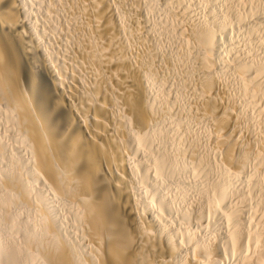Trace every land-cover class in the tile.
Returning <instances> with one entry per match:
<instances>
[{
    "label": "bare ground",
    "instance_id": "1",
    "mask_svg": "<svg viewBox=\"0 0 264 264\" xmlns=\"http://www.w3.org/2000/svg\"><path fill=\"white\" fill-rule=\"evenodd\" d=\"M145 1L0 0V264H264V56L255 61L258 55H245L242 47L237 49L244 55L237 49L234 57L226 55L233 59L226 67L235 74L229 84H235L236 94L226 84L230 74L220 71L227 74L224 83L218 73L225 65L216 66L227 58H220L223 38L230 40L238 26L229 27L231 19L237 23L248 15L236 13L247 0H236V10L225 2L230 5L222 7L224 13L208 4V15L199 13L202 19L197 13L187 17L189 6L185 12L171 9L180 0L167 1L165 7L185 16L186 23L173 29L178 22L166 15L171 31L180 28L181 36L173 34L183 47L174 46L184 59H173L172 53L163 58L184 62L182 82L193 95L191 100L179 94L192 101L185 98L189 107L183 108L180 100L181 110L179 98L172 100L178 94L165 97L174 102L172 111L163 101L157 104L166 88L162 95L155 88H169L182 72L169 79L164 61L160 75L166 73V83L155 66L161 50L137 53L147 42L138 38L141 30L152 21L143 19L150 0ZM259 2L264 8V0ZM127 6L139 35L119 10ZM262 9L249 10L256 20ZM165 30L169 38L171 31ZM132 33L145 42L139 48L130 42L137 43L135 35L129 39ZM254 33L256 40L263 35ZM57 42L62 50L55 49ZM172 61L171 68L177 63ZM240 99L256 114L247 117ZM189 120L210 130L211 146L192 134ZM180 174L197 180L193 189L187 187L198 196L191 207L176 206L171 195ZM187 192L182 198L192 194Z\"/></svg>",
    "mask_w": 264,
    "mask_h": 264
},
{
    "label": "rangeland",
    "instance_id": "2",
    "mask_svg": "<svg viewBox=\"0 0 264 264\" xmlns=\"http://www.w3.org/2000/svg\"><path fill=\"white\" fill-rule=\"evenodd\" d=\"M146 1H147V0H146ZM146 1H145V2H146ZM153 1H154V0H152V1H151V0H150V1H147L148 3H146V5H144V7L146 6V7L149 9V10H148L149 13H148V11H146L147 8H145V11L147 12V13L145 12V14H147V16L144 15L143 19L146 20V19L149 18L150 21H151V20H152V21L149 22V20H148L149 24H148V22H147L148 27L146 28L145 31H144V30H143V31L141 30V34H142V32H143V34H144L145 32H147V30H148V32H149V27L151 28L150 25L153 24V25H152V26H154V28L152 27L153 29H155V27L159 25V26H158L159 28L156 27V29H155L156 31L153 30V29H152V30L150 29V31H152V33H151V32H150L151 34H150V33H146V34H149V35H148L149 37H151L152 34H153V31H155L154 34H153V35H155V36L152 37V38H150V39H153V40H152V41H151V40L149 41L151 44L148 42V40H149V39H148V38H149L148 36H147V38H146V37H145V34H144V35H143V34H142V35H139L140 31H136V30H135V26H134V24L131 22V21H132V19H131L132 15L129 14V13H132L131 9H129L130 6L124 7V9H123V7H120V9H119V10L122 12L123 18H124V14H125V18H124L125 20H124V21H126V19H127V22H128L129 24H130V22H131L132 25H133L132 27H134V29L131 28V24L129 25V24L126 22V23L128 24L127 27H129L130 30H131L132 32L135 30L134 33L137 32V35L142 36V37H138V38H141V39L143 38V40H146V41H147L146 43H148V46H149V48H150V49H149L148 46L146 47L145 45H147V44H146L145 42H143V41H139V42H137V41H136V40H138V39H136L137 36H136L135 34L132 33L133 36H129V39H131L130 37H134V35H135V41L137 42V43L135 44V42H133V40H132V39H134V38H132V39L130 40V42H131L132 44L134 43V45L137 46V47L139 48L141 42L145 43L144 45H141V47L139 48V51H137L138 48H136L137 50L134 49L135 46L133 47L132 44L130 43V44H131V48H133V49H132V55H134V56L137 55V54H135V53H136L135 51H137V53L142 52L141 54H143V52L146 53V51L150 52V50H153V51H154V47L157 46L156 49H155V51L158 49V50H161L163 53L160 51V54H158V53H159L158 50H157L158 53H156L157 51H156V52H152V51H151V53H152L153 56L156 57V58H157L158 56H155V53H156V55L158 54L159 56H160V55H163V56L160 57V58H162V59L159 60L160 62H161L162 60H163V62H164V61L166 62L167 60L164 59L163 57H164V56H167V54H168V56H170L171 53H172V55H171L170 57H172L173 59L180 58V59L183 61L184 57L180 55V52H179V51H177V49L180 48V46H181V45L179 44L180 41H183L182 38L176 36L177 34H178V36H181V35H179V34H180V28H178V31H179V32H178L177 30H173L174 28L177 29V27H180V26H183V25H184V23H180V21L182 22V21H183V18L185 17L184 15H181V16L179 15V14H181L180 11H182L181 8L184 9V12H185V8H186V10H189V9L191 8L188 12L186 11L185 15L188 14V13L191 14V13H190L191 10L194 11V13L191 11L193 14H192V15H189V14H188L187 17H188V16H190V17H191V16L194 17L193 15H195V14L197 13L198 16H197V14H196L195 18H200V19H202V18H205V17H206V14L208 15V11H206V12H207V13H206V12H204V10H207V9L210 10V9H209L210 7H211V8H214V7H212V5H214L215 8L219 6L218 9H217V8H216V9L214 8V9H215V10H219L218 12H220V13H221V11H222V13H224L225 10H227V7L229 8V5H230V3H228V6H226L227 4H225V2L227 3V2L229 1V2L233 3L234 5L236 4V5L234 6V8L232 7L233 4H232L231 7H232L234 10L237 9L238 12L236 11V13H238V15H240V12H241V14L244 12V14H242V16H244L245 14H248V15H245V17H244L245 19H243V17H242V18H241V19H243L242 21H238V20H237V23H235V22H236V19H235V18L231 19V20H233V22L231 21L229 27H231V24H232V23H233V25H234V24H238V26H237V25H236V26H235V25H234V26L232 25L233 27H232L231 31L233 30V32L231 33V37H232V38L230 37V38H231L230 40H227L226 38H223V41H224L223 44L225 43V44L227 45V42H228L229 46H228V45L226 46L225 44H224V46H222V50H221V51H222V54H224V56H223L222 54H220V55H222V56H220V58H221V57H225L227 54L230 55L229 53H231V52H237L238 49L242 47L243 49L241 48L240 50H241L242 52H243V50H244V52H246V54H245V53H241V52L238 51V52L240 53V55H244V54H245V55H249V56L251 55V57H252V54H253V57H252V58H256V56L258 55L257 58L254 59L255 61H259L261 58L263 59L264 52H262V51H264V48H263V47H264V18H263V17H264V14H263V11H262V10H264V8H263L262 6L259 5V4H260L259 0H257V1L259 2V3L257 2V5H258L260 8H257V11H258V10L260 11V9L263 8V9L261 10V11H262L261 14H262L263 16L260 15V13H258L262 18L257 14V16H259V19L256 17V18H257L256 20L254 19V18H255L254 16H256V15H253L254 12H255V14H256V12H257V11H254V10H256V9H255V6H256V5L253 4V2L256 1V0H254V1L247 0V1H249L248 4H250V3L252 2L254 8H252L251 4H250L251 7H249V5H247V1H246V0H244V1H246V3H244V5L242 4V5H241L242 7L240 6L241 8L239 7V5H237V3H239V2L242 3V1H239V0H238L239 2H237L236 0H235V2H234L233 0H227V1H224V0L221 1V0H220L221 2H223L222 4H221V2H219V0H217V2H218L219 4H216V5L212 3V2H214L213 0H210L211 3H208V2H207L208 0H205V1H204V0H203V1H202V0H184V1H183V0H180V1L177 0V1L180 2V4H179V2H178V3L176 2L177 4H176L175 2H173L174 4H173V3L171 4V1H172V0L170 1L169 4H168L169 0H162V1L160 0L161 2L156 0L155 3H152ZM167 1H168V2H167ZM173 1H175V0H173ZM215 1H216V0H215ZM244 1H243V2H244ZM250 1H251V2H250ZM149 2H151L152 4L149 3ZM158 2H159V3H158ZM182 2H183L184 4H183ZM201 2H202V3H201ZM217 2H216V3H217ZM236 2H237V3H236ZM160 3H161V4H160ZM164 3H165V4H164ZM166 3L168 4V5H167L168 7H170V6L173 5L175 8H176V7L178 8V7L180 6V7H179L180 9L178 8L180 11L178 10L176 13H174V11H173V10H175L174 7L172 6L171 9L173 8V10H171L170 8L165 7V6H166ZM203 3H206L207 5H205V4L203 5ZM240 3H239V4H240ZM147 4H148V5L150 4V5H149L150 7H148ZM153 4H154V6H153ZM155 4H156V6H157L156 8H155ZM157 4H158V5H157ZM170 4H171V5H170ZM178 4H179V5H178ZM181 4H182V5H181ZM208 4H209V6H210V5H211V6L209 7ZM245 4L247 5V8H248V9L245 7V8H246V9H245L246 11H243V10H244V7H243V6H245ZM151 5H152V6H151ZM163 5H164V6H163ZM169 5H170V6H169ZM175 5H177V6H175ZM185 5H186V6H185ZM199 5H200V6H199ZM202 5H203V7H202ZM188 6H189L190 8H189ZM198 6H199V7H198ZM204 6H206V7L204 8ZM223 6H224V7L226 6V7L224 8ZM236 6L239 7V8H236ZM152 7H153L154 9H156V10L158 9L159 12H158V11H157V12H156V11H153V8H152ZM195 7H196V10H197V11L195 10ZM200 7H201L202 9H201ZM207 7H208V8H207ZM222 7H223L225 10H224ZM121 8H122V9H121ZM125 8H128L129 10H127V9H125ZM163 8H164V9L167 8V9H169L170 11H167V10H166V11H167V13H166L165 10H164ZM177 8H176V9H177ZM203 8H204V9H203ZM235 8H236V9H235ZM150 9H152V10H150ZM160 9H161V10L163 9V11H161ZM199 9H200V10H203L202 13H201V11H200ZM239 9H240V10H239ZM249 9H253V11H254V12H252L253 14H250L252 10L250 11ZM123 10H124V11L126 10V12L129 11V12H128L129 15H128L126 12H124ZM220 10H221V11H220ZM241 10H242V11H241ZM248 10L250 11L249 13H247ZM171 11H172L173 13H172ZM175 11H176V10H175ZM198 11H200V12H198ZM223 11H224V12H223ZM239 11H240V12H239ZM259 11H258V12H259ZM169 12L172 13L173 15L170 14ZM184 12H183L182 14H184ZM123 13H124V14H123ZM152 13H153V14H152ZM168 13H169V14H168ZM199 13L202 14V15H203V13H205V14H204L205 17H203L202 15L200 16ZM161 14H162V15H161ZM159 15H160V16H159ZM166 15L170 16L169 18H170L171 20H173L174 23H175V22H178V23H175V25H173V26H175V27H173V29H172L173 32L171 31V28H172L171 26H172V24H173V21H170L172 24H169V22H168L167 20H170V19H169L168 17H166ZM175 15H176V16H175ZM177 15H178V18H180V20L177 18ZM126 16H127V17H126ZM129 16H130V17H129ZM163 16H165V17H163ZM171 16H173V17H171ZM174 16H175V17H174ZM252 16H253V18H252ZM146 17H147V18H146ZM182 17H183V18H182ZM187 17L185 18V20L187 19ZM240 17H241V15H240ZM250 17H251V18H250ZM128 18L131 20L130 22H129ZM145 18H146V19H145ZM162 18H165V22H164V21H161ZM166 18H168V19H166ZM172 18H173V19H172ZM175 18H176V19H175ZM249 18H250V19H249ZM174 19H175V20H174ZM177 19H178V21H176ZM181 19H182V20H181ZM234 19H235V20H234ZM245 20H246L247 22L243 23ZM248 20H249V22H248ZM250 20H251V21H250ZM257 20H258L259 22H258ZM146 21H147V20H146ZM166 21H167L168 23H166ZM234 21H235V22H234ZM253 21H255V22H253ZM160 22H164V23H166V24L164 25V27H163V24H164V23L162 24V23H160ZM183 22L186 23V21H183ZM238 22H239V23H242L243 26L245 25V27H243L242 25H241V27H239V23H238ZM251 22H252V23H251ZM256 22H257V23H256ZM246 23H248V25H247ZM56 24H59V22L56 23ZM147 24H146V25H147ZM154 24H155V25L157 24V25L155 26ZM160 24L162 25V32L160 31V30H161V25H160ZM168 24H169V26H170L169 28H167ZM176 24H180V26H179V25H176ZM181 24H183V25H181ZM252 25H255L256 27H255V26L252 27ZM257 25H258V29H257ZM176 26H177V27H176ZM246 26H248V28H249V26L252 27V28L250 27L249 30H248V33H247V34H249V36H250V35L252 36L251 33H252L253 31H254L255 33L258 32V34L261 33V34H263V35H261V36H263V37H262V38H263V41H261L262 38H260V37H261L260 34H259V35L257 34V35H258V36H257V35L254 33V34L257 36V40H259V42H261V43H259V42L256 40V38H252L251 36H250V37H247L248 35L245 33V32H246L245 29H248V28H247ZM260 26H261L262 28H260ZM234 27H235V28H234ZM237 27L241 28V29H240L241 32H239V28H237ZM45 28H46V27H45ZM157 28H158V29H157ZM163 28H164V29H163ZM165 28H166L167 31H168V29H169V30L171 31V34H169V33H168L169 31L167 32V31L165 30ZM236 28H237L238 30H237ZM253 28L257 29L258 31H257V30H254ZM159 29H160V30H159ZM234 29H235L236 31H234ZM250 29H251V30L253 29V30L250 31ZM157 30H158V31H157ZM164 30H165V33L169 34V38L167 37L168 35L166 36V35L163 33ZM243 30H244V31H243ZM261 30H262V32H261ZM174 31H176V35L173 34V33H175ZM249 31H250L251 33H250ZM138 32H139V33H138ZM157 32H158V33H157ZM243 32H244V33H243ZM160 33H162V36H161ZM236 33H237V34H236ZM238 33H239V34H238ZM241 33H242V34H241ZM132 34H131V35H132ZM244 34L246 35L247 38H245V35H244ZM254 34H253V35H254ZM170 35H172V37H171ZM233 35H234V36H233ZM255 35H254L253 37H255ZM158 36H159V38H157ZM173 36H175V37H173ZM163 37H164V38H163ZM176 37H177V38H176ZM182 37H183V36H182ZM144 38H145V39H144ZM167 38H168L169 40H167ZM172 38H174V40H173ZM259 38H260V39H259ZM175 39H177V41L180 40L179 43H178ZM241 39H242V40H241ZM245 39H246V40H245ZM252 39H253V40L255 39L256 41H255V40L253 41ZM154 40H156V41H154ZM161 40H162V41H161ZM226 40H227V41H226ZM236 40H237V41H236ZM240 40H241V41H240ZM250 40H251V41H250ZM153 41L156 42V43H153ZM172 41H175V42H172ZM225 41H226V42H225ZM230 41H231V42L233 41V42L230 43ZM245 41H248V44H247V42H245ZM249 41H250V42H249ZM234 42H235V43H234ZM238 42H239V43H238ZM254 42H258V43L261 45V46H259L260 48H259L258 45H256V43H254ZM57 43H58V45H57V47H56V44H57ZM57 43H55V49L57 48V50H62V47H63V46H62L59 42H57ZM143 43H142V44H143ZM157 43H158V44H157ZM165 43H166V44H165ZM169 43H170V44H169ZM250 43L253 44V45H251ZM258 43H257V44H258ZM59 44H60V45H59ZM137 44H138L139 46H138ZM152 44H154V45H153V47L151 48ZM176 44H177V47L179 46L178 48L175 47ZM181 44L183 45V43H181ZM230 44H233V45H234V46H233L234 49L230 48L231 50H229V48H227V47H230V46L232 47V45H230ZM249 44H250V45H249ZM174 45H175V46H174ZM244 45H245V46H244ZM246 45H247V46H246ZM254 45H256V46H254ZM58 46H59V47H58ZM144 46H145V47H144ZM164 46H165V47H164ZM172 46H173V47H172ZM225 46H226V48H224ZM236 46H237V47H236ZM238 46H239V47H238ZM251 46L253 47V49H251ZM174 47H175V51H174V49H173ZM182 47H183V46H181L180 49H182ZM245 47H246V48H245ZM254 47H255V48H254ZM261 47H262V48H261ZM58 48H60V49H58ZM143 48H144V49H143ZM145 48L148 49V50H145ZM159 48H160V49H159ZM237 48H238V49H237ZM256 48H257L258 50H257ZM172 49H173L174 52H173V51L171 52ZM223 49H224V51H223ZM235 49H237V51H234ZM262 49H263V50H262ZM133 50H135V51H133ZM142 50H143V51H142ZM144 50H145V51H144ZM167 50H168V51H167ZM225 50H226V51H225ZM227 50H228V51H227ZM232 50H233V51H232ZM246 50H247L248 52H249L250 50H252V53H251V51H250L249 54H248V52H247ZM261 50H262V51H261ZM169 51H170V52H169ZM180 51H181V50H180ZM229 51H230V52H229ZM259 51H260V52H259ZM177 52H179V54H177ZM224 52H225V53H224ZM255 52H256V53H255ZM257 52H258V53H257ZM161 53H162V54H161ZM173 53H175V54H173ZM260 53H261V55H260ZM262 53H263V54H262ZM164 54H165V55H164ZM231 54H233L231 57H234L235 53H231ZM237 54H238V53H237ZM173 55H174V56H173ZM177 55H180L181 57H180V56H177ZM254 55H255V56H254ZM134 56H133V57H134ZM137 56H138V55H137ZM139 56H141V55L139 54ZM175 56H176V57H175ZM259 56H260V58H258ZM182 57H183V59H182ZM226 57H227L228 59L230 58V57H228V56H226ZM134 58H135V57H134ZM172 58H171V59L169 58V59L172 61ZM220 58H219V61H221ZM227 58H226V59H227ZM158 59H159V57H158ZM158 59H157V60H158ZM221 59H223L225 62H226V61L230 62V59H231V58H230L229 60H226V59H224V58H221ZM262 59H261V60H262ZM133 60L136 61V58L133 59ZM170 60H169V61H170ZM223 60H222V62H220V63H219V61L217 60L218 62H216V63H219V64H216V66L218 67V65H220V66L223 67V65H225V67H226V65H227L228 63H227V62L225 63ZM231 60H233V59H231ZM159 61H158V62H157V61L155 62V66H156V68L159 67L158 69H160L159 71L157 70L159 76L164 78V79H161V80H165L166 77H170L169 79H171V75H172V74H173L172 76H174V75L178 76L179 72H180V73L182 72V73L179 74V77H180L181 79H180L179 77L176 78V79H175V78L171 79V81H173V80H176V82L178 81L177 83H176L175 81H173L175 84L173 83V84L171 85L172 82H169V81H166V80H165L166 83L169 82V84H170V85H169V88H168V87H165V86H167V85H164V83H163L164 81L161 82V84H163L164 87H162V85L159 83V84L161 85V87H160V86H157V87H156V88H159V91L155 88L156 94H159V93L161 92V95H162V94L164 93V90H165V89L163 90V88H166V90H167L168 92L171 90L172 93H173L174 95H173V94L170 95V94H171V91H170L169 95L166 94L167 91L165 90L166 92L163 94V95H164V98H163V97L161 98L160 94H159V96L156 95V96H157V104L160 105V102L163 101V104H165V105L167 104L168 106H167V105H166V106H162L163 104H161V106L169 109V108H172V105H170V103L173 104L174 102H176V101H177L176 99H177V97H178L179 99H178L177 103H179V104L176 105V106H177L176 108H178V106L181 105V104H180V103H181L180 100L183 102V105H181V107H182V106H183V108H187V106L189 107V103H186V102H189V101H190V103H191V102H192L191 100H193V95H192V93H190V91L188 90V86H187V85L185 86V84H187V83H186V82L183 83V82H184V80H183L184 78H185V81H186V77H184V75H185V72H184L185 68H182V67L185 66L184 62L182 63V61H181V62H178L177 60H174V63H175V61L178 63V66H177V63L174 64L173 61H172V63L174 64L173 66L175 67V65H176V67H177L176 70L179 69L178 72L175 70V68H174L173 66H172L173 68L170 67V65H171V64H170L171 61H170V63H169V61L166 62V65H165V68H164V69H165V72H166L167 74H166V73H165V74L168 75V73H169V75L166 76V77H164L163 75H165V74H161V75H160V72L164 73V71H163V70H164V69H163V64H165V62H164V63H163V62L160 63ZM179 61H180V60H179ZM223 62H224V63H223ZM156 63H157V65H156ZM159 63H160L162 66H161ZM168 63H169V65H167ZM221 64H222V65H221ZM158 65H159V66H158ZM179 65H180V66H181V65H184V66H181V67H180ZM166 66H167V68L170 67L171 70L167 69ZM168 66H169V67H168ZM227 66H228V65H227ZM160 67H162V68H160ZM178 67H179V68H178ZM217 67H216V69L218 70ZM225 67H223L224 69L221 68V67H219V68H221V70L219 69V70H218L219 72H218V71H217V72H218L219 74H220V71H221V72H223V71H226V72H227L228 67H226L227 69H226ZM180 68H181V69H184V70H180ZM162 69H163V70H162ZM172 69H174V70L172 71ZM225 69H226V70H225ZM222 70H223V71H222ZM167 71H170L171 73H170V72H167ZM175 71H176V72H175ZM229 71L231 72L230 69H229ZM229 71H228L227 73L230 74ZM174 72H175V73H174ZM183 73H184V74H183ZM222 74H226V73H222ZM222 74H220V75H221L220 77H222V79H223V81H224V83H225L226 80L223 78L224 75L222 76ZM231 74L235 75L234 73H231ZM231 74H230V76L228 75V76L226 77V78H227L226 84H227V82H228L227 85H229L230 88H232V86H233L232 94H233V93L236 94V92L234 91V89H235V88H234V87H235V84L232 85V84H233L232 82H234V81L236 80V77L234 76V78L232 79ZM181 75H182L183 77H181ZM226 75H227V74H226ZM226 75H225V76H226ZM176 76H174V77H176ZM225 76H224V77H225ZM228 77H230L231 80H233V81H230V78H228ZM167 79H168V78H167ZM169 79H168V80H169ZM228 79H229V81H228ZM234 79H235V80H234ZM180 80H181V81H180ZM182 81H183V82H182ZM179 82H180V83H179ZM181 82H182V84L185 86V88H183V85L181 84ZM229 82H231L232 84L230 85ZM166 83H165V84H166ZM235 83H236V82H235ZM177 84H179V85H177ZM175 85H176V87L179 86L178 88H180V87L182 86V88H181L182 90H184L185 92H187V90H188L189 92H188V93H185V92H183V91L181 90V91L183 92V93H182L181 91H178V89L174 87ZM171 86H173L174 88H172ZM170 87H171V88H170ZM186 87H187V89H186ZM161 89H162V91H160ZM172 89H173V90H172ZM175 89H176L177 91H176ZM185 89H186V90H185ZM174 90H175L176 92H173ZM233 91H234V92H233ZM162 92H163V93H162ZM168 92H167V93H168ZM178 92H179V93H178ZM180 93H181V94H180ZM165 94H166V95H165ZM176 94H178V96H176L175 99H172V97L170 98V96H173V98H174V96H175ZM179 94H180V95H183V94L186 95V94H187L186 96H189V95H190L189 97H191L192 99L189 98V97H186L185 95L182 96V98H181V96H180ZM179 96H180V97H179ZM165 97H167V99H169V100L172 99L173 101H174V100H175V101H174V102H170V101L167 100ZM168 97H169V98H168ZM180 98H181V99H180ZM185 98H186V99H189V101H188V100L186 101ZM164 99H165V100H164ZM183 99H184V100H183ZM190 99H191V100H190ZM242 99H243V98H242ZM172 100H171V101H172ZM159 101H160V102H159ZM168 101H169V102H168ZM239 101H241V99H240ZM242 101H243V102H242ZM242 101H241L242 103L240 102L241 105H242V104H245L246 101H244V100H242ZM164 102H168L169 104H168V103H164ZM175 104H176V103H175ZM175 104H174V105H175ZM185 104H186V105H185ZM187 104H188V105H187ZM169 105H170V107H169ZM174 105H173V106H174ZM248 105H249V108H248L247 104L244 105L246 108H245L244 106H242V109H243V110H244V108H245V110H244L245 113H247V111H249V112L246 114L247 117H249L248 114H249L250 112H251V113H250L249 115H251V114H253V113L256 114L255 109H254V108L252 109V105H250V104H248ZM184 106H186V107H184ZM181 107H179L178 110H179V109H180V110L183 109V108H181ZM243 107H244V108H243ZM250 107H251V108H250ZM253 107H254V106H253ZM174 108H175V107H173V108L171 109V111L174 110ZM247 109H248V110H247ZM175 110H176V109H175ZM176 111H177V110H176ZM173 112L175 113V111H173ZM173 116H175V115H173ZM175 117H177V116H175ZM178 117H179V116H178ZM189 122H191V121L189 120ZM189 124L192 125L193 122H191V123H189ZM189 124H188V125H189ZM194 124H195V123H194ZM190 125H189V127H190ZM196 125L198 126V123H197ZM196 125H195V126H196ZM192 126H193V125H192ZM192 126H191V127H192ZM195 126H193L194 128H192V129H191V127H190L191 132H192V130H193V132H196V134L193 133V132H192V134H195V135H197L198 137H199V135H200V137L203 136V137H201L202 143H203V142L205 143V141H206L207 145L209 144L208 146H206V143H205V144L203 143V144L205 145V147H209V146H211V143H209V142H210V139L208 138V135L210 134V130H208L205 126H204L205 128H203V126H202L201 124H199V126H198L197 128H196ZM200 126H202L204 132H206V133H204V132L201 130L202 128H201ZM199 127H200V128H199ZM195 128H196V129H195ZM206 129L209 131V132H208L209 134L207 133V130H206ZM200 130H201V131H200ZM200 132H201V133H200ZM201 134H203V135H201ZM204 134H206L207 137H206V135H204ZM209 136H210V135H209ZM204 137H206L207 139H205ZM202 138L204 139V141H203ZM183 174H184V173H183ZM183 174H182V176H181V174H180L179 179L182 177L180 180L183 179L184 182L187 181V184H189V185H185L186 182L184 183L183 181H179V179H178L177 182H175V183H180V184H182L181 186L185 185V186H186V192L189 191V192H187L188 195L192 193V194H194V196L191 194L192 196L190 195L191 197L189 196V198H182V197H185V196L188 197V196H187L186 192L184 191V190H185V186H184V187H181L183 190L180 188V189H181V192H180V189L178 188L180 184H179V185L176 184L177 186L174 187V189L172 190V192L169 191V194H170V192L172 193L171 195H174V194H175L174 197H175L176 199H175V198H174V199L176 200V201H175V202H176V206H178V204H179V202H180V206H182V205L184 206V204H187V203L189 204V203H191V204H189V205H188V204L185 205L186 207H187V206H190V207H191V206H192V202H194L195 200H197V197H198V196H197V194H195L192 190H189V189H193V188H194V185L196 184V181H197V180L193 179L192 176H191V177H187V176H189V175L184 176L185 174H184V175H183ZM186 174H187V173H186ZM190 178H192V179H190ZM192 180H194V181H192ZM190 181H192V182H190ZM181 182H182V183H181ZM188 182H189V183H188ZM190 186H191V187H190ZM187 187H190V188L188 189ZM176 188H178V189H176ZM187 189H188V190H187ZM174 190H175V191H174ZM178 190H179V191H178ZM182 192H184V194H183ZM178 194H180L181 196L178 195ZM183 195H185V196H183ZM182 199H183V200H182ZM193 199H194V201H192ZM178 200H179V201H178ZM180 200H182V201H180ZM187 200H188L189 202H188ZM184 202H185V203H184ZM177 203H178V204H177ZM181 203H182V204H181ZM180 206H179V207H180ZM185 206H184V207H185ZM188 208H189V207H188ZM225 263L227 264V262H225ZM225 263H224V264H225ZM228 264H229V262H228Z\"/></svg>",
    "mask_w": 264,
    "mask_h": 264
}]
</instances>
